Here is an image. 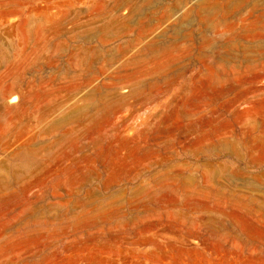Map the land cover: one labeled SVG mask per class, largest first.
<instances>
[{
	"label": "rangeland",
	"instance_id": "obj_1",
	"mask_svg": "<svg viewBox=\"0 0 264 264\" xmlns=\"http://www.w3.org/2000/svg\"><path fill=\"white\" fill-rule=\"evenodd\" d=\"M0 264H264V0H0Z\"/></svg>",
	"mask_w": 264,
	"mask_h": 264
},
{
	"label": "bare ground",
	"instance_id": "obj_2",
	"mask_svg": "<svg viewBox=\"0 0 264 264\" xmlns=\"http://www.w3.org/2000/svg\"><path fill=\"white\" fill-rule=\"evenodd\" d=\"M15 98V97H14ZM16 100V99H15ZM15 100H13V101H15ZM17 101V100H16Z\"/></svg>",
	"mask_w": 264,
	"mask_h": 264
}]
</instances>
